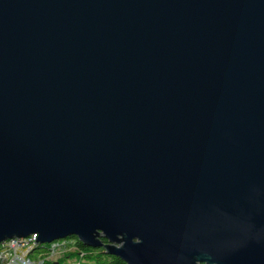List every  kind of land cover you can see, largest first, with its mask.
Segmentation results:
<instances>
[{"label":"water","instance_id":"water-1","mask_svg":"<svg viewBox=\"0 0 264 264\" xmlns=\"http://www.w3.org/2000/svg\"><path fill=\"white\" fill-rule=\"evenodd\" d=\"M31 233L264 264V0H0V242Z\"/></svg>","mask_w":264,"mask_h":264},{"label":"trees","instance_id":"trees-1","mask_svg":"<svg viewBox=\"0 0 264 264\" xmlns=\"http://www.w3.org/2000/svg\"><path fill=\"white\" fill-rule=\"evenodd\" d=\"M75 238V245L78 251H68L55 258H44L47 244L39 243L31 252L30 256L36 260L42 258L40 264H124L122 260L104 252L103 248H91L83 245ZM105 241V240H103ZM32 264H38L36 261Z\"/></svg>","mask_w":264,"mask_h":264},{"label":"built area","instance_id":"built-area-1","mask_svg":"<svg viewBox=\"0 0 264 264\" xmlns=\"http://www.w3.org/2000/svg\"><path fill=\"white\" fill-rule=\"evenodd\" d=\"M37 236V234H36ZM35 238H18V241L11 242L8 246H1L0 264H16L22 260H34L30 254V242ZM37 240V239H36ZM78 251V248L72 241L69 242H54L47 243V248L44 253V258H55L58 255L68 251ZM42 262V258L36 259Z\"/></svg>","mask_w":264,"mask_h":264},{"label":"bare ground","instance_id":"bare-ground-1","mask_svg":"<svg viewBox=\"0 0 264 264\" xmlns=\"http://www.w3.org/2000/svg\"><path fill=\"white\" fill-rule=\"evenodd\" d=\"M18 238H36V233H31L30 235H28L26 237H14V238L5 239V240L0 242V250H1V246H8L9 243L18 241ZM53 241L54 242H69V241H72L73 244H75L74 236H68V237H64V238H59V239H55ZM38 244H39V242L37 240L30 242V252L35 247H37ZM44 244H47V243H44ZM35 261L36 260H22V261H20V262H18L16 264H32ZM36 263L40 264V261H36Z\"/></svg>","mask_w":264,"mask_h":264}]
</instances>
